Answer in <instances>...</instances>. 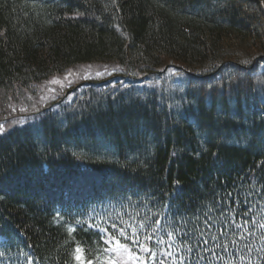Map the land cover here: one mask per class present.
Masks as SVG:
<instances>
[{"label": "trees", "instance_id": "16d2710c", "mask_svg": "<svg viewBox=\"0 0 264 264\" xmlns=\"http://www.w3.org/2000/svg\"><path fill=\"white\" fill-rule=\"evenodd\" d=\"M89 65L0 133V264H264V0H0V104Z\"/></svg>", "mask_w": 264, "mask_h": 264}, {"label": "rangeland", "instance_id": "374dc122", "mask_svg": "<svg viewBox=\"0 0 264 264\" xmlns=\"http://www.w3.org/2000/svg\"><path fill=\"white\" fill-rule=\"evenodd\" d=\"M117 75L119 74L116 68L89 65L70 70L66 75L53 77L37 86L34 91L24 92L16 100L0 104V125H3V128H0V133L13 127L33 123L39 116L40 111L42 112L43 109H46L48 104L57 100L65 103L73 99L74 89L85 83H90L91 81H113L118 79ZM173 75L176 79L177 71L174 70L172 65L171 69H167L165 76L171 79L170 77ZM131 262L132 256L125 249L116 248L109 253L101 254L91 264H130ZM84 264H88V261H84Z\"/></svg>", "mask_w": 264, "mask_h": 264}, {"label": "snow or ice", "instance_id": "6c2138e0", "mask_svg": "<svg viewBox=\"0 0 264 264\" xmlns=\"http://www.w3.org/2000/svg\"><path fill=\"white\" fill-rule=\"evenodd\" d=\"M0 128H3V125H0ZM117 246H118V248H124V247H125L124 245H120V244H118ZM76 252H77V253H81L82 250H81L79 247H77ZM76 259H77L78 261H80L81 264H84V261H83V258H82L81 255H77V256H76ZM88 264H91V262L89 261Z\"/></svg>", "mask_w": 264, "mask_h": 264}]
</instances>
